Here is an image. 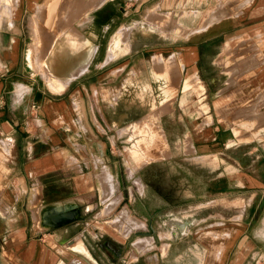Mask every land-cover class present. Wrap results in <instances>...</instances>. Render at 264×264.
Listing matches in <instances>:
<instances>
[{"label": "crops", "instance_id": "1", "mask_svg": "<svg viewBox=\"0 0 264 264\" xmlns=\"http://www.w3.org/2000/svg\"><path fill=\"white\" fill-rule=\"evenodd\" d=\"M129 1L137 9L151 5L154 9L163 8L174 13L188 10V14L194 13L195 16L201 14L202 6H213L214 11L204 12L206 17L202 21L209 20L203 25L204 30L187 26V31L179 33V39L177 37L175 42L171 40L161 45L167 48L172 42L175 43L173 50L167 52L168 56L175 55L183 61L180 74L186 76L191 71L192 74L197 71L205 87L197 95L200 99L206 98V86H219L211 94L213 114L208 117L210 109L201 115L191 112L190 119H186L188 127L183 141L180 142L181 145L178 144L185 158L190 159L186 155H195L200 162H207L214 168L212 177L198 179L203 181L204 186H213L209 199L211 196L214 198L208 201L202 199L203 205L189 208L188 217L180 219L186 222L185 230L181 231L190 234L189 226L195 224V221L198 225L204 224L205 228L213 226L214 242L211 246L214 247V254L210 264H264V0ZM51 2L14 0L11 13L6 10L8 4L5 0L0 3V182L7 183L6 194L10 193L17 199L25 197L26 192L31 193L32 190V198L39 199L46 190L47 194L55 197L45 204L58 200L63 202L70 197L84 199L89 195L85 193L94 191V187L87 183V175H103L106 170L125 189L126 171L121 168V161L112 157L111 143L118 142L127 133L113 135L116 140L113 141L110 140L108 131L111 123L117 127L118 132L126 127V109L132 107V99H127L126 94L133 97L135 102L144 101L131 93L135 90L131 87L135 86L134 80L138 79V73H132L128 79L123 77L130 62L115 61L121 54H126V43L121 42L116 46L114 40L119 31L126 28L127 0ZM49 6H52V11L48 12ZM57 6L65 7V16H76L83 7H91L88 13L90 19L85 26L92 24L97 28L95 33L87 35L97 46L88 69L70 79L60 91L49 86L47 78L35 70L29 57L30 46L34 42L31 25L33 16L39 14L42 20L43 15H50L53 11L55 16ZM37 9L41 12L38 13ZM86 9H83L81 15ZM44 20L45 18L43 24ZM60 26L63 25L60 23ZM71 27L78 29L72 25ZM80 31L83 32V28ZM152 31L150 27V32ZM154 32L159 38L172 39V35L166 31ZM142 34L146 37L149 32L142 31ZM99 37L108 39L106 47H101ZM149 40L151 38L146 41ZM139 44L142 45L140 40ZM147 44L151 45L153 42L149 41L144 45ZM232 45L237 48L231 50ZM111 49L115 54L108 58ZM102 50L104 56L95 61ZM220 58L237 67L233 75L224 70L219 63ZM151 64L150 77L156 63ZM160 64L165 65L166 69L173 68L169 61ZM155 69L160 67L156 66ZM154 74L153 77L157 79L168 76L157 72ZM184 78H180L177 94L171 100H166L171 103L166 113L174 110L172 101L177 100L182 86L183 90L199 88L195 78ZM172 80L178 87L174 77ZM188 96L187 99L184 94L182 96L183 107ZM126 99L130 100L128 106ZM119 102H123L121 107ZM152 108L151 106L149 111ZM141 118V115L138 116V119ZM185 118L184 115L181 116L182 120ZM199 118H203V125L198 124ZM138 119L134 116L127 126ZM120 121L126 124L121 125ZM237 124L244 128L245 134L252 137L248 140L236 139L234 125ZM189 137L192 139L191 146L188 143ZM233 138L236 141L228 143ZM167 143L169 146V142ZM113 163L120 166L116 171L112 170ZM98 170L99 174L96 173ZM42 182L44 184L41 185ZM16 185H20L21 190ZM38 187H41L42 194ZM118 188L115 187L113 195ZM203 192L205 196V190ZM217 196L220 201L216 200ZM190 197H195V194L189 193L188 198ZM228 198L245 203L228 204L223 201ZM57 204L63 205L60 202ZM78 216L73 215L72 219ZM28 239L30 244L21 250L23 260L33 264H55L63 257L62 254L56 257L52 252H45L38 239ZM57 240L61 241L59 237ZM71 240L73 241L69 238L66 243ZM34 242L40 247L39 259L31 253ZM90 255L97 264H102L93 253Z\"/></svg>", "mask_w": 264, "mask_h": 264}, {"label": "rangeland", "instance_id": "2", "mask_svg": "<svg viewBox=\"0 0 264 264\" xmlns=\"http://www.w3.org/2000/svg\"><path fill=\"white\" fill-rule=\"evenodd\" d=\"M51 1L55 3V0ZM51 8L52 6L48 7V12ZM58 8V6L55 7V10H58L55 16V11H53L50 15L49 13L45 17L43 15L42 20H40L41 24H43V18H45V24L42 25L44 44H46L44 45L46 49L44 48L43 56L54 39V32L50 29V23H55L56 26L61 23L63 25L61 28H64V25H72L80 30L83 28V32L86 35H92L97 30L95 25L88 24V27L85 26L86 22L90 19L89 14V19L84 24L77 21L86 7H83L81 13L76 15L77 17L74 15L65 16L66 9L64 6ZM126 8L127 13L124 23L126 28H122L119 32L122 42L126 43L125 48L128 47L125 51L126 54H121V57L115 61L130 62V65L122 75L123 77L125 76L128 79L132 73H138V79L134 80L135 86L131 87L135 90L131 93L138 95L144 101L135 102L133 101V97L125 95L126 98L128 97L127 99L129 97L130 100L132 99V101L129 100L132 102V107L126 109L127 116L125 122L127 124L120 121V124H126V127L120 129L118 132L117 127H114V124L111 123L108 131L109 138L116 141L112 136H117L118 133L119 135L127 133L130 126L127 125L131 122V118L135 116L138 119V116L141 115L142 118L138 119L136 123H144V125L147 124L148 126L152 124L153 127H159L170 145L164 147L159 142V146L155 147V143V146L151 148V153L153 152L154 154H147V152L146 155L140 158L134 157L130 148L132 142L128 135H123L122 138L118 139V142L111 143V149L113 150L112 157L117 161H121V168L126 171L125 189H123L121 182L115 180L114 176L112 178L114 180L113 184L110 186L105 177V174L109 170H106L103 176L99 174L100 170H98L96 173L99 175L95 177H92L91 174L87 175V183L94 187L92 193H85L89 195L84 197V199L81 197L78 199L70 197L64 199L63 202L61 200L55 201L57 206H64L66 210L57 215L52 214L50 217L49 215H44V206L46 202L55 197L54 195L51 196L50 193L47 194L46 190H44L43 196L39 197V199H34L32 198L34 192L32 190L31 193L26 192L25 197L17 199L15 196H11L10 193L7 195L5 190L7 183L0 182V264H33L32 262L23 260V252L21 251L30 244L28 241L30 237L38 239L45 252H52L56 257H60L61 254L63 255L55 264H95L93 259L89 260L86 256L82 257L71 248V245H75V242L76 244L83 243L89 253H93L102 264H210L209 261L213 258L214 247L211 246L214 242L213 226L209 227L208 225L205 228L204 224L198 225L197 221H195V224L189 226L190 234H186L184 231H181V229L185 230L186 225L184 228L180 224H177L180 228L174 227L175 224L169 223V220L172 218H174L173 220H185L188 217L187 211L189 208L193 209L194 207L203 205L204 201L202 199L208 201L214 198V196H211V199H209V195L213 193V186L211 184L204 186L203 181H200L204 177L209 178L213 176V166L207 164V162H200L199 158L195 155H186L190 159L185 158L183 150L180 148L181 146L178 148V144L181 145L180 142L183 141L188 127L186 119H190L191 112L201 115L210 109L208 117L213 114L211 109L213 96L211 94L219 86H206L205 93L208 96L206 95V98L200 99L197 95H200L205 87L197 71H195V74H192L193 71H191L186 76L185 74H180L182 73L183 61L177 59L175 55L168 56V50H173V46H175L174 42L177 40V37L179 39V33L186 32L187 26L192 28L199 27V30H204L202 29L203 25L209 21L207 19L202 21L206 17L204 16V12L211 13L214 11L213 6H202L203 11L200 10L201 14L197 16L194 13L188 14V10H185V12L182 10L176 11L174 13L172 10L167 11L163 8L161 10L154 9L151 5H145L137 9V7L131 5L129 0H127ZM88 9L87 12L89 13L91 7ZM35 17L36 15L33 16L32 21H34ZM31 25L34 33L33 22H31ZM150 27L153 29L152 32H150ZM78 29H75V31L85 36ZM155 30L168 32L167 34L172 35V39L157 37L154 32ZM142 31L143 33L148 31V36L145 37ZM147 38H151L152 41H150L153 44L144 45L146 42H149L146 41ZM139 40L142 42V45L139 44ZM171 40L174 42L171 43L170 47L161 46L162 44H166L167 41L171 42ZM98 42L104 48L107 46L108 39L99 37ZM239 44H241V41ZM231 48V50H234L237 47L236 45H232ZM178 50L180 51V49ZM190 55L192 58L193 54L191 53ZM102 56H104V50L97 54L95 61L99 60ZM167 61L171 63L172 69H166L165 65L160 64ZM151 63H156L155 67H160V69H155L153 66L152 76L150 77ZM219 63L223 65L224 70L229 75H233L237 70L234 64L230 65L222 58L219 59ZM34 67L47 78V75L39 70L36 65ZM156 72L168 76L157 79L153 77ZM173 77L178 87L175 84L176 87L172 85L174 82L172 80ZM187 77L195 78L199 88L191 87L183 90L182 86L183 92L179 91L177 100L172 101L174 110L166 113L165 111L169 109L171 103L169 104L167 101L162 100L163 86H167L168 84L177 94V90L180 88V78L186 79ZM139 79L142 81L138 82ZM49 86L53 89L50 84ZM126 91L129 93L128 90ZM183 94L186 97L185 99L189 95L184 107L181 100ZM127 99L126 104L128 106L130 103ZM120 101L122 100L120 99ZM151 106L153 110L149 111ZM222 108L224 107L222 106ZM182 115L186 117L184 120L181 119ZM202 120L203 118L197 120L199 121V125H203ZM234 131L238 140H248L252 137L250 134H245L244 128L239 124L234 125ZM236 139L233 138L228 143H234ZM188 143L190 146L192 145L190 137L188 138ZM150 161L152 163H149ZM111 167L112 170L116 171L120 166L113 163ZM154 173L155 176L157 175L156 179L154 178L155 176L153 177ZM198 179L200 180L198 181ZM40 184L42 185L44 182ZM16 186L18 190H21L20 185ZM115 187L119 188L113 195ZM3 190L5 192L2 195ZM38 190L42 194L41 187H38ZM204 190L205 196L203 195ZM189 193L195 194V197L188 198ZM216 200L220 201L219 196L216 197ZM223 201L228 204L238 203L243 205L245 203L242 200L236 202L230 198L223 199ZM56 202H60L63 205ZM12 204L14 206H11ZM7 207L10 209H7ZM124 212H128L130 217H127ZM73 215L79 216L72 219ZM131 217L139 220L135 227L131 222ZM65 219L72 220L63 221ZM59 223L61 224L59 225ZM57 237L63 241L57 240ZM69 238L75 242L73 243L71 240L66 243V240ZM39 251L40 247L34 242L31 249L32 255L39 259ZM67 253H71L69 258L66 257ZM205 258L206 261L204 260Z\"/></svg>", "mask_w": 264, "mask_h": 264}, {"label": "bare ground", "instance_id": "3", "mask_svg": "<svg viewBox=\"0 0 264 264\" xmlns=\"http://www.w3.org/2000/svg\"><path fill=\"white\" fill-rule=\"evenodd\" d=\"M1 1L2 0H0V3H1ZM13 1L14 0H6V2L8 4L6 10L9 12L11 11ZM64 4H66V3H64ZM88 10L89 9H86L85 12L82 15H80V17L78 19L79 23L84 24L86 22V20L89 19L88 12H87ZM37 12H38V9H37ZM40 12H38V13H40ZM38 15H36V17L33 21L34 36L35 37H34V43L30 46V50H29L30 61H31L33 66L36 65L39 70L43 71V73L45 75H47L48 82L53 87V89L56 91H59V90H62L64 88V85L67 82H69L70 79L84 73L88 69L91 58H92V56L95 52V49H96V44L87 35L84 36L82 34L77 33L75 31V28L71 27V25H66V26H64V28H61L60 25L56 26L55 23H53V24L50 23L49 24L50 29H52L54 32V39H53V41H51L52 44L50 43L51 46L48 45L50 47L48 48V50L45 52V54L43 56V52H44V48H45L44 45H46V44H44V38H43L44 37V30L42 27L43 24H41V22H40L41 19H40V16H38ZM51 20H50V22H51ZM47 39H48V35H47ZM114 42H115L116 46H118L122 42V37L120 36V32L118 33V36L115 38ZM114 54H115L114 50L111 49L109 52L108 58L114 56ZM172 85L175 86L174 84H172ZM20 86H22V85H20ZM184 88H187V87L185 86ZM175 94H176V91L173 88H171L170 86H164L162 88V100H164V101L171 100V98ZM149 115H150V113H149ZM152 123H153V121H152ZM127 135L132 142V144L130 145V148L132 149V154L134 157L140 158V157L146 155L147 152H148L147 154H154L153 152L151 153V151H152L151 148L155 146V143H156L155 147H158L160 143H162L164 145V147L165 146L167 147V145H168L162 130L157 126L153 127L152 124H149V126H148L147 124L144 125V123L141 124L139 122L138 123H136V122L132 123V124H130V126L127 130ZM143 161H145V160H143ZM139 162H140V160H139ZM105 175L104 176L106 177L107 181L109 182V184L111 186L113 184V181H114V180H112L113 174L110 171H107V173ZM105 177H103V178H105ZM64 210H66V208L64 206L60 207V206H57L55 203H47L44 206V215L45 216L49 215V217H50V215L60 214ZM124 214L127 217H130L128 212H124ZM130 219H131V222L134 224V227H135L138 224L137 221H139V220H136V218L134 219L133 217H131ZM171 223H174L176 225L180 224L181 227H183V228L186 225V222L181 221L180 219L172 220ZM74 242L75 241H73V243ZM74 244L75 245H73V246L71 245V248L74 251H76L78 253V255L80 254V256H82V257L86 256V258H88L89 260L93 259V258H91L92 256L90 255L87 248L83 245V243H77L76 244V242H75ZM71 253H67L66 257L69 258ZM95 264H97V263L95 262Z\"/></svg>", "mask_w": 264, "mask_h": 264}, {"label": "flooded vegetation", "instance_id": "4", "mask_svg": "<svg viewBox=\"0 0 264 264\" xmlns=\"http://www.w3.org/2000/svg\"><path fill=\"white\" fill-rule=\"evenodd\" d=\"M149 41H150V40H149ZM151 41H152V40H151ZM151 41H150V42H151ZM154 176H155V173H154L153 177H154ZM156 177H157V175H156L154 178L156 179ZM154 181H155V180H154ZM154 181H153V182H154ZM173 219H174V218H172L171 220H169V223H171V221H172ZM171 224H172V223H171ZM175 225H176V224H175ZM177 226H178V225H177ZM178 228H180V227L178 226Z\"/></svg>", "mask_w": 264, "mask_h": 264}]
</instances>
